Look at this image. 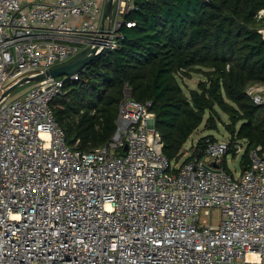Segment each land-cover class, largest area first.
<instances>
[{
	"label": "built area",
	"instance_id": "1",
	"mask_svg": "<svg viewBox=\"0 0 264 264\" xmlns=\"http://www.w3.org/2000/svg\"><path fill=\"white\" fill-rule=\"evenodd\" d=\"M107 1L0 0V98L86 49L117 50L137 0H114L104 23ZM87 67L0 101V264H264V146L247 169L248 141L231 137L171 162L150 104L126 88L111 141L78 149L53 103ZM246 93L264 107L263 83Z\"/></svg>",
	"mask_w": 264,
	"mask_h": 264
},
{
	"label": "trees",
	"instance_id": "2",
	"mask_svg": "<svg viewBox=\"0 0 264 264\" xmlns=\"http://www.w3.org/2000/svg\"><path fill=\"white\" fill-rule=\"evenodd\" d=\"M117 50L98 57L68 82L53 103L68 143L92 151L111 141L117 131L119 106L129 88L133 100L147 104L171 162L184 157V146L202 124L217 131L219 111L232 140H247L249 152L264 146V107L247 95V87L264 84V0H137ZM201 74L204 80L189 95L179 80ZM219 110V111H218ZM208 117L206 118V116ZM214 135L196 143L193 157H203ZM224 166L226 161L224 160Z\"/></svg>",
	"mask_w": 264,
	"mask_h": 264
},
{
	"label": "rangeland",
	"instance_id": "3",
	"mask_svg": "<svg viewBox=\"0 0 264 264\" xmlns=\"http://www.w3.org/2000/svg\"><path fill=\"white\" fill-rule=\"evenodd\" d=\"M202 80H204L203 75L194 73L191 79H184L182 81L181 80H179V81L182 84L185 93L187 95H189V91L191 89L198 88V84ZM32 84L33 83L26 84V85H23V86L17 88L13 92L12 97H16V96L22 94L23 92L28 90ZM127 93H129V92L127 91ZM219 113H220V116H221V119L223 122L218 125V127H219L218 130L217 131L206 130L205 125L202 124V126L196 132H194V134L191 136L190 140L184 146L183 149H184L186 154H188L189 151H192L193 145L196 144L200 138H202L206 135H214L217 139H220V140H228L230 138V136H231L230 132L225 127V124L229 123L230 120H229L228 116L225 115L224 113H222L221 111H219ZM207 117H208V115L206 116V118ZM184 159H185V157L181 160V162H183ZM239 159H240V157L237 160H233V159L229 160L228 166L232 171H240L241 170V167L239 165ZM220 217H221L220 211H214V217L213 218H214L215 223L219 221Z\"/></svg>",
	"mask_w": 264,
	"mask_h": 264
},
{
	"label": "water",
	"instance_id": "4",
	"mask_svg": "<svg viewBox=\"0 0 264 264\" xmlns=\"http://www.w3.org/2000/svg\"><path fill=\"white\" fill-rule=\"evenodd\" d=\"M113 9H114V0H108L105 8L103 22L108 19L109 22L112 20L113 16ZM261 33L264 38V29L261 30ZM99 56L96 54V50L93 49H86L84 50L77 58L73 59L71 62L59 66L57 68H53L47 71V73L33 76V77H25L21 79L19 83L8 89L0 98V101L9 97L13 94V92L26 84L35 83L38 81H42L48 78H57L64 75H73L76 72L83 70L85 67L89 66L93 63Z\"/></svg>",
	"mask_w": 264,
	"mask_h": 264
}]
</instances>
